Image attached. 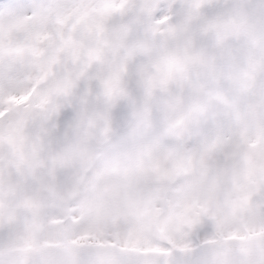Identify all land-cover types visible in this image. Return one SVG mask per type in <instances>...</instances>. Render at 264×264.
<instances>
[{"label":"snow or ice","instance_id":"6c2138e0","mask_svg":"<svg viewBox=\"0 0 264 264\" xmlns=\"http://www.w3.org/2000/svg\"><path fill=\"white\" fill-rule=\"evenodd\" d=\"M28 201L97 264H264V0H0V264Z\"/></svg>","mask_w":264,"mask_h":264},{"label":"rangeland","instance_id":"374dc122","mask_svg":"<svg viewBox=\"0 0 264 264\" xmlns=\"http://www.w3.org/2000/svg\"><path fill=\"white\" fill-rule=\"evenodd\" d=\"M39 208V204L34 201H28V209L31 215H33V228L36 237L41 241L42 244H58L63 240L71 239L72 228L70 225L64 221H60L56 224L49 225L43 218V213L41 212L39 216L36 215V210ZM78 241H88L85 239Z\"/></svg>","mask_w":264,"mask_h":264},{"label":"water","instance_id":"95a60500","mask_svg":"<svg viewBox=\"0 0 264 264\" xmlns=\"http://www.w3.org/2000/svg\"><path fill=\"white\" fill-rule=\"evenodd\" d=\"M74 249L41 248L34 250L31 256L32 264H78L75 259L68 257V252ZM67 256V257H66Z\"/></svg>","mask_w":264,"mask_h":264},{"label":"bare ground","instance_id":"6f19581e","mask_svg":"<svg viewBox=\"0 0 264 264\" xmlns=\"http://www.w3.org/2000/svg\"><path fill=\"white\" fill-rule=\"evenodd\" d=\"M92 258H93V259H95V258H99V255H95V256H93Z\"/></svg>","mask_w":264,"mask_h":264}]
</instances>
